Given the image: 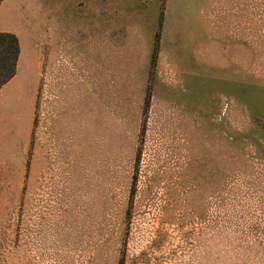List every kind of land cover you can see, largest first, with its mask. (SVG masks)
I'll return each mask as SVG.
<instances>
[{
  "label": "rangeland",
  "instance_id": "374dc122",
  "mask_svg": "<svg viewBox=\"0 0 264 264\" xmlns=\"http://www.w3.org/2000/svg\"><path fill=\"white\" fill-rule=\"evenodd\" d=\"M0 264H264V0H1Z\"/></svg>",
  "mask_w": 264,
  "mask_h": 264
},
{
  "label": "trees",
  "instance_id": "16d2710c",
  "mask_svg": "<svg viewBox=\"0 0 264 264\" xmlns=\"http://www.w3.org/2000/svg\"><path fill=\"white\" fill-rule=\"evenodd\" d=\"M18 54L17 36L10 31L0 30V87L14 75Z\"/></svg>",
  "mask_w": 264,
  "mask_h": 264
}]
</instances>
